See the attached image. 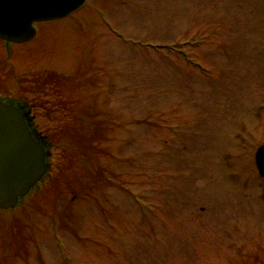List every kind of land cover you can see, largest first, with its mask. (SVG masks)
Returning <instances> with one entry per match:
<instances>
[{
	"label": "rangeland",
	"instance_id": "1",
	"mask_svg": "<svg viewBox=\"0 0 264 264\" xmlns=\"http://www.w3.org/2000/svg\"><path fill=\"white\" fill-rule=\"evenodd\" d=\"M0 40L49 170L0 264H264V0H88Z\"/></svg>",
	"mask_w": 264,
	"mask_h": 264
},
{
	"label": "water",
	"instance_id": "2",
	"mask_svg": "<svg viewBox=\"0 0 264 264\" xmlns=\"http://www.w3.org/2000/svg\"><path fill=\"white\" fill-rule=\"evenodd\" d=\"M87 0H0V38L25 42L36 33L35 22L65 17ZM50 152L40 144L13 103L0 101V208L16 205L47 170ZM255 163L264 178V144L255 152Z\"/></svg>",
	"mask_w": 264,
	"mask_h": 264
},
{
	"label": "flooded vegetation",
	"instance_id": "3",
	"mask_svg": "<svg viewBox=\"0 0 264 264\" xmlns=\"http://www.w3.org/2000/svg\"><path fill=\"white\" fill-rule=\"evenodd\" d=\"M15 104L24 112V114L26 115V119H27V123L29 124V127L33 133V135L38 139V141L40 143H42V145L45 147V149H47L48 146V137L49 135L47 133H45L44 131L39 130L38 128H36L34 126V120H35V114L33 113L32 109H33V103L29 100L26 99H20L18 101L15 100ZM51 156V154H50ZM50 156H48L46 158V163L48 165V170H49V163H48V159L50 158ZM47 170V172H48ZM47 174V173H46ZM45 179V176L42 180ZM38 185L36 184L33 188L32 191H34V189L37 187ZM31 192V191H30Z\"/></svg>",
	"mask_w": 264,
	"mask_h": 264
}]
</instances>
